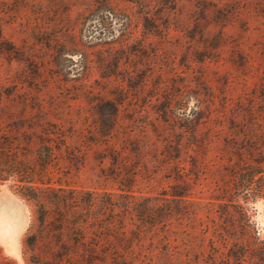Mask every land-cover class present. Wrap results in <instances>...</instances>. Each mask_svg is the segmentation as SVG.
I'll use <instances>...</instances> for the list:
<instances>
[{
  "label": "rangeland",
  "instance_id": "1",
  "mask_svg": "<svg viewBox=\"0 0 264 264\" xmlns=\"http://www.w3.org/2000/svg\"><path fill=\"white\" fill-rule=\"evenodd\" d=\"M6 139L39 171L50 151L42 181L156 210L159 262L264 264V0H0ZM11 182L0 264L78 257L81 223Z\"/></svg>",
  "mask_w": 264,
  "mask_h": 264
},
{
  "label": "trees",
  "instance_id": "2",
  "mask_svg": "<svg viewBox=\"0 0 264 264\" xmlns=\"http://www.w3.org/2000/svg\"><path fill=\"white\" fill-rule=\"evenodd\" d=\"M6 140L8 147L3 155L0 152V184L10 179L16 191L46 207L40 217L42 221L49 217L51 210L48 206L52 205V212L59 221L81 223L73 228L71 236V245L80 247L78 257H65L64 260L56 261L57 264H94L97 261L112 264H166L165 261H157L158 252L148 248L151 242L147 241L148 232L158 219L156 210L135 201L129 189L120 192L95 188L84 190L68 183L42 181L43 176L49 173L53 158L50 151L37 156L36 160L43 168L39 171L34 162L26 157V153L18 155L11 140ZM23 148L29 149L27 145ZM44 182L48 184L42 187L38 184ZM226 206L234 209L242 207L231 202H227ZM243 245L251 247L247 243ZM67 249L69 247L64 251L66 254ZM165 255L173 256L171 253H162L160 259L164 260Z\"/></svg>",
  "mask_w": 264,
  "mask_h": 264
},
{
  "label": "bare ground",
  "instance_id": "3",
  "mask_svg": "<svg viewBox=\"0 0 264 264\" xmlns=\"http://www.w3.org/2000/svg\"><path fill=\"white\" fill-rule=\"evenodd\" d=\"M7 245V244H6ZM11 247H12V245H11Z\"/></svg>",
  "mask_w": 264,
  "mask_h": 264
}]
</instances>
